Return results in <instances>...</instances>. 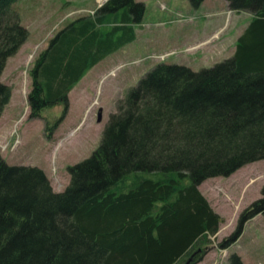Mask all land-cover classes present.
<instances>
[{
    "label": "trees",
    "instance_id": "trees-1",
    "mask_svg": "<svg viewBox=\"0 0 264 264\" xmlns=\"http://www.w3.org/2000/svg\"><path fill=\"white\" fill-rule=\"evenodd\" d=\"M17 1L0 0V116L12 95L3 71L29 37ZM226 1L251 14L234 55L198 71L157 64L119 101L92 155L70 167L63 192L39 167L11 165L0 153V264L203 259L224 220L201 184L264 160V0ZM144 13L143 2L107 0L59 30L31 69V117L59 103L66 112L74 86L136 39ZM262 193L222 248L264 213Z\"/></svg>",
    "mask_w": 264,
    "mask_h": 264
},
{
    "label": "rangeland",
    "instance_id": "rangeland-1",
    "mask_svg": "<svg viewBox=\"0 0 264 264\" xmlns=\"http://www.w3.org/2000/svg\"><path fill=\"white\" fill-rule=\"evenodd\" d=\"M30 1L40 2L34 17L29 15L25 20L30 25V40L17 56L8 60L1 77L13 91L0 116V153L11 165L42 169L55 192L67 188L71 182L70 167L92 155L119 101L157 64L179 61L198 71L214 66L212 56L220 50L225 54L223 58L231 55L234 40H219L225 32L230 33L233 25L226 0H207L200 7L190 0H136L145 4L142 22L136 26V40L118 53L116 61L69 94L66 112L64 104L59 103L44 109L42 117L33 118L28 96L32 89L31 69L37 57L68 21L93 14L97 4L96 0H18L15 7L25 13ZM210 10L223 11L220 23L211 27L208 25L212 18H205ZM238 16L235 11V35L238 31L240 35L245 23L251 20L249 12ZM214 40L222 41L218 50L213 44L207 52L198 50ZM263 187L264 160L247 164L228 177L210 178L201 184V191L224 221L203 259L194 264H239L234 256L240 264H264V213L244 222L235 243L220 246L236 231L241 214L263 197Z\"/></svg>",
    "mask_w": 264,
    "mask_h": 264
},
{
    "label": "crops",
    "instance_id": "crops-1",
    "mask_svg": "<svg viewBox=\"0 0 264 264\" xmlns=\"http://www.w3.org/2000/svg\"><path fill=\"white\" fill-rule=\"evenodd\" d=\"M95 1V0H94ZM103 1L104 0H96V4H97V6H96V8H94L95 10L100 6L99 5V3L101 2V3H103ZM207 0H205L203 3H202V5L206 2ZM225 4H226V6H227V8H228V12H232V14H231V22H233V25H232V27H231V31H230V33H228V32H225L223 35H222V37L221 38H219V40H221V39H224V38H228V37H231L233 40H234V42H233V44H232V46H231V55L230 56H227L226 58H223L224 57V55H222V52H221V50L219 51V52H217V53H220L219 55H217V53H215L214 54V56H212V59H211V61L212 62H214V64H216V63H218V62H220V61H218V60H221V58H222V60L221 61H223L224 59H227V58H230V57H232L233 55H234V53H235V50H236V44H235V42H237V39L239 38V36L243 33V31L245 30V28L247 27V25L249 24V23H245V24H247L245 27H244V30L241 32V34L239 35V31H238V35H235L236 33H235V10H230L229 9V7H228V2L227 1H225ZM202 5H200V6H202ZM39 6H40V2H31L30 1V3L28 4V8H27V10H26V12L25 13H22V11L20 12V15H21V18H22V22H23V24L28 28V29H30V25H29V23L27 22V21H25L26 20V18L30 15L31 16V18L32 17H34V15L33 14H35V11H37L38 9H39ZM88 10H90V9H88ZM32 13V15L30 14V13ZM223 13V11L222 10H210V11H208V15H207V17H205V18H212V20H210V23H209V25L208 26H213L216 22H219L220 23V19H219V16L221 15ZM241 13H247V12H237V14L239 15L238 17H240V15H241ZM209 16V17H208ZM78 18V17H77ZM76 18H74V19H72L71 21H68V23L67 24H69V23H71L73 20H75ZM246 20V19H245ZM38 21H39V19H38ZM205 22H206V20H205ZM245 22V21H244ZM248 22V21H247ZM67 24H65L62 28H64ZM215 26V25H214ZM218 25H216V27H217ZM238 27V26H237ZM61 28V29H62ZM224 28V27H223ZM223 28H221L220 27V30L221 29H223ZM60 29V30H61ZM34 32V31H33ZM137 33V32H136ZM215 33V32H214ZM31 34L32 33H30V35H29V38H28V40L25 42V43H27L29 40H30V37H31ZM213 35V34H212ZM212 35H210L209 37L211 38L212 37ZM208 37V38H209ZM137 38V37H136ZM207 38V39H208ZM236 38V39H235ZM207 39L203 42V45H205L206 44V41H207ZM136 40V39H135ZM134 40V41H135ZM219 40H214V41H211L207 46H204L203 48H198V50H201V51H203L204 50V52H207V50L209 49V47H210V45H214L215 46V48H216V50H218L219 49V45H220V42H222V41H219ZM236 40V41H235ZM133 41V42H134ZM24 43V44H25ZM49 43H50V41H49ZM49 43L46 45V47L43 49V51L45 50V49H47L48 48V46H49ZM132 43V42H131ZM24 44L22 45V46H24ZM43 44V43H42ZM130 44V43H129ZM129 44H127V45H129ZM219 44V45H218ZM127 45H125V46H123L121 49H119V50H117V51H115V52H113V53H111V54H109V55H107L106 57H104L103 59H101V61H99L96 65H94L91 69H89L87 72H86V74L84 75V77L74 86V88L71 90V92H73V91H75L78 87H79V85L81 84V83H83L84 81H86L87 79H89V77H91V76H93V75H95V74H98V73H100L102 70H104L109 64H111L112 62H114V61H116V59L118 58V53H120V52H122V51H124V49L127 47ZM218 46V47H217ZM22 48V47H21ZM20 48V49H21ZM20 51V50H19ZM19 51L17 52V54H15L14 56H12V57H10L9 59H11V58H14L15 56H17L18 54H19ZM42 52V51H41ZM190 55H193V53L192 52H190ZM220 59H219V58ZM218 61V62H217ZM173 63H176V64H182V63H179V61H175V62H173ZM7 64H8V62H7ZM185 65V64H184ZM7 67V66H6ZM190 67V66H189ZM5 70H6V68H5ZM13 91V90H12ZM70 92V93H71ZM69 93V94H70Z\"/></svg>",
    "mask_w": 264,
    "mask_h": 264
},
{
    "label": "water",
    "instance_id": "water-1",
    "mask_svg": "<svg viewBox=\"0 0 264 264\" xmlns=\"http://www.w3.org/2000/svg\"><path fill=\"white\" fill-rule=\"evenodd\" d=\"M102 116H103V114H102V110L100 109V111H99V115H98V120H99V121L102 120ZM199 251H200V250H199ZM199 251H198V252H199ZM192 259H193V256L190 257V258L187 260V262H186L185 264H190L191 261H192Z\"/></svg>",
    "mask_w": 264,
    "mask_h": 264
}]
</instances>
